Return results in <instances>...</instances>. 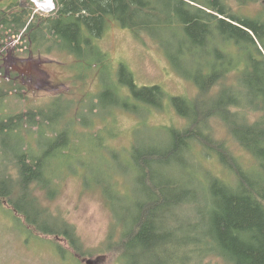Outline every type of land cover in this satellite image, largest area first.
Returning a JSON list of instances; mask_svg holds the SVG:
<instances>
[{
    "label": "trees",
    "instance_id": "trees-1",
    "mask_svg": "<svg viewBox=\"0 0 264 264\" xmlns=\"http://www.w3.org/2000/svg\"><path fill=\"white\" fill-rule=\"evenodd\" d=\"M228 1L56 0V10L49 16L34 15L35 7L21 5L20 0H13L6 11L0 5V33L5 32L7 39L20 37L25 46L34 47L28 53L41 55L54 46L81 57L83 50L104 37L111 22L139 39L182 34L179 57L212 43L223 46L222 51L226 45L239 48L238 59L229 48L216 49L211 72L181 74L198 87L194 100L170 96L160 86L141 87L130 70L120 66L114 92L101 93L100 103L115 97L116 107L137 116L169 101L186 121L182 128H153L161 133L158 139L142 138L137 127L128 161L124 153L106 147L100 132L83 139L77 129L59 127L58 112L0 116V141L19 135L23 139L12 156L1 149L6 167L14 163L18 178L2 173L0 203H7L27 226L45 236L62 237L75 254L83 256L74 227L51 220L36 192L56 199L58 181L75 172L68 164L83 157L80 143L85 141L109 149L128 176L112 177L101 171L103 175L85 181L87 187L94 183L112 213L107 243L112 249L117 244L118 264H203L205 259L217 260L214 264H264V20L236 15ZM243 55L246 67L236 84L221 85L212 94L225 75L237 72ZM179 62L177 57L172 61L180 73ZM14 90L4 92L0 86V98ZM245 110L258 114V119L249 120ZM213 119L223 123L231 141L251 156L249 161L234 156L225 141L213 137ZM33 127L38 128L35 151L26 141ZM198 152L216 154L234 174L232 181L204 171Z\"/></svg>",
    "mask_w": 264,
    "mask_h": 264
},
{
    "label": "rangeland",
    "instance_id": "rangeland-1",
    "mask_svg": "<svg viewBox=\"0 0 264 264\" xmlns=\"http://www.w3.org/2000/svg\"><path fill=\"white\" fill-rule=\"evenodd\" d=\"M54 1L56 7V0ZM20 2L21 5L36 6L31 0ZM10 4H13V0H0L2 11H6ZM228 4L236 15L264 20V0H229ZM42 14L48 15L47 12ZM183 38L182 34L174 37V33H163L158 37L143 36L139 39L131 31L111 22L104 37L88 50H83V56L78 57L77 54L66 53L54 46L50 47L52 51L47 52L45 49L41 55L28 53V49L31 51L34 47L25 46L20 37L7 39L5 32H2L0 86L4 92L11 88L16 90L10 91L3 99L0 98V116L27 115L40 110L48 114L58 112L62 119L57 122L59 127L77 129L83 139H89L94 132H100V138L104 140L106 147L124 153L125 160L128 161V151L134 145V130L137 127L142 129V138L158 139L161 133L153 132V128H182L186 121L178 115L169 101L161 109H148L147 114L145 110H141L136 116L131 110L125 111L116 107L115 97H109L100 103L99 95L106 91L114 92L119 79L118 71L124 65L141 87L160 86L170 96L196 99L199 94L198 87L182 75L199 76L206 70L211 72V66L216 61V49L222 51L223 46L207 44L196 48L194 53L179 57L177 53L183 47ZM207 42L206 40L205 43ZM227 48L234 53L235 58L238 56L236 52L239 48L226 45L223 51ZM176 57L180 61V73L172 63ZM245 59L243 55L238 73L225 75L222 84L212 94L219 91L221 85L231 87L236 84L237 78L241 77L239 72L246 67ZM131 104L132 102L129 106ZM244 115L251 121L258 119V114L246 110ZM210 125L213 137L225 141L234 156L244 162L251 159V156L231 141L223 123L213 119ZM37 131L38 128L33 127L30 130L33 134L26 135V141L34 151L39 145L35 135ZM111 135L118 137L112 138ZM22 141L21 135L4 137L0 141V183L3 172L15 180L18 178L14 163L6 167L1 149L5 147L7 156H12L22 146ZM28 144L26 148L29 147ZM80 146L85 150L84 155L77 158L80 162L73 160L72 163L69 160L71 163L68 165L75 168V172L65 174L58 181L60 191L56 199L48 200L40 191L36 195L42 206L48 209L51 220H63L74 227L82 245L83 256L75 254L62 237L45 236L27 226L22 217L12 212L7 203L2 202L0 264H86L87 260L98 261V264H118L120 251L116 250L117 244L112 249L107 243L114 222L112 213L104 198L94 190V183L90 184L93 187H87L85 181L88 177L103 175L101 171H108L112 177L128 176L123 174L120 162L111 157L109 149L93 147L85 141H81ZM197 156L203 163L204 171L209 170L228 181L234 178V174L229 173V169L221 164L216 154L198 152ZM121 161L125 163L122 157ZM43 220L47 221L45 218ZM214 263L218 261L205 259L203 264Z\"/></svg>",
    "mask_w": 264,
    "mask_h": 264
},
{
    "label": "built area",
    "instance_id": "built-area-1",
    "mask_svg": "<svg viewBox=\"0 0 264 264\" xmlns=\"http://www.w3.org/2000/svg\"><path fill=\"white\" fill-rule=\"evenodd\" d=\"M31 1H34V0H31ZM36 3V6H37V9H36V13H46L49 14V13H52L54 10H55V4L53 2V0H48L47 3H49V5L47 4H38L36 1H34Z\"/></svg>",
    "mask_w": 264,
    "mask_h": 264
},
{
    "label": "bare ground",
    "instance_id": "bare-ground-1",
    "mask_svg": "<svg viewBox=\"0 0 264 264\" xmlns=\"http://www.w3.org/2000/svg\"><path fill=\"white\" fill-rule=\"evenodd\" d=\"M34 1H36L38 4L42 3V4H47V5H49V3H47L48 0H34Z\"/></svg>",
    "mask_w": 264,
    "mask_h": 264
},
{
    "label": "water",
    "instance_id": "water-1",
    "mask_svg": "<svg viewBox=\"0 0 264 264\" xmlns=\"http://www.w3.org/2000/svg\"><path fill=\"white\" fill-rule=\"evenodd\" d=\"M86 264H98V261L87 260Z\"/></svg>",
    "mask_w": 264,
    "mask_h": 264
}]
</instances>
